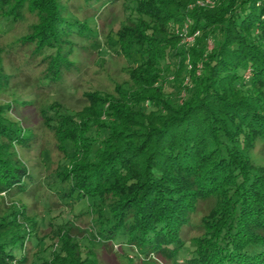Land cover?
Listing matches in <instances>:
<instances>
[{
	"label": "trees",
	"instance_id": "trees-1",
	"mask_svg": "<svg viewBox=\"0 0 264 264\" xmlns=\"http://www.w3.org/2000/svg\"><path fill=\"white\" fill-rule=\"evenodd\" d=\"M76 1L0 0V20L37 14L32 32L10 46L35 89L64 83L78 69L75 48L99 43L92 25L110 0ZM130 2L137 17H125L114 51L127 61L142 56L127 68L130 81L117 95L87 92L82 111L42 109L64 152L55 192L72 205L89 202L79 215L91 216L103 246L171 261L188 250L184 264H264V168L251 159L257 147L264 152V0ZM83 10L90 15L80 18ZM15 75L0 76V86ZM11 110L0 105V194L32 195L42 187L19 150L50 149ZM22 210L0 211V264H33L47 240L37 230L53 222ZM58 227V248L39 255L42 264H98L92 248L87 254Z\"/></svg>",
	"mask_w": 264,
	"mask_h": 264
},
{
	"label": "rangeland",
	"instance_id": "rangeland-1",
	"mask_svg": "<svg viewBox=\"0 0 264 264\" xmlns=\"http://www.w3.org/2000/svg\"><path fill=\"white\" fill-rule=\"evenodd\" d=\"M204 1L212 3L213 0ZM73 2L78 1L73 0ZM111 2L112 0L99 11V20H96V24L92 25L99 43L93 46L89 42H82L81 47L83 46V48L76 47L72 60L79 62L78 69L66 73L64 83L54 86L55 88L48 91L35 89L34 83L31 84L29 80L27 81L25 74H27L28 68H26L22 52L20 51L15 55L10 52L12 43H16L22 36L32 32V25L38 22L37 14L26 11L24 19L19 21L0 20V76L16 74L14 77H9L7 85L0 86V105H10L12 110L9 117L13 121L19 122L20 126L33 129L41 134L40 143L44 144L43 147L50 149V152H41V148L37 146L31 150H19L21 157L27 162L32 172L31 175L42 187V191L35 190L32 195L9 196L5 193L0 194L1 213L11 211L13 208L23 209L22 212L26 211L29 217L53 222L52 225L41 226L37 230L39 236H47V240L42 241L40 249L42 251L33 258V264H42V259H47L51 255V251L58 248L56 242L59 235L56 236L55 234L59 233L57 232L58 224L63 225L67 230L66 232L73 238L82 240V243L88 245L85 248L87 254L90 252L89 248H92L96 252L98 264H184V261L191 255L186 250L181 252L176 261H171L156 254L146 256L141 254L137 248L119 246L117 243L107 247L103 246V243L98 242L99 238L89 231L91 216L85 213L79 215L83 209L85 212L89 208V202L82 200L72 205V198H59L55 192L61 187L59 180L54 175H56L55 173L63 161L62 159H64V152L56 146L54 132L43 126V107L59 104L71 110L82 111L90 104V98L86 95L87 92H94L97 89L117 95L119 92L115 90L116 87L130 81L128 66L132 65L134 60L142 58L138 53L134 55L132 61H127L115 54L114 51L117 48L115 33L122 28L126 21L125 17L135 20L137 14L132 9L125 8L126 4L133 3L130 0H114L112 4ZM81 3L82 0H79L78 5ZM83 8L84 6L78 7L80 10ZM76 13L80 18L90 15L86 10ZM188 40H193V37H189ZM89 47L92 50H89ZM39 70L35 68L32 71L33 77H36L40 72ZM4 80L0 81L3 82ZM251 159L255 166L264 168V152L259 147L252 151ZM48 183H50L51 189H49ZM20 216L23 217L22 214ZM70 220L72 225L66 223ZM87 234L91 244L86 240ZM49 244H54V246L49 247Z\"/></svg>",
	"mask_w": 264,
	"mask_h": 264
}]
</instances>
